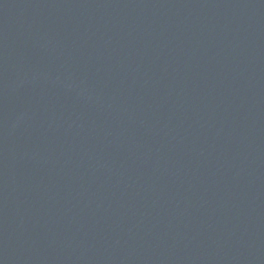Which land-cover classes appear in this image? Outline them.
I'll use <instances>...</instances> for the list:
<instances>
[{"label": "water", "instance_id": "1", "mask_svg": "<svg viewBox=\"0 0 264 264\" xmlns=\"http://www.w3.org/2000/svg\"><path fill=\"white\" fill-rule=\"evenodd\" d=\"M0 264H264V0H0Z\"/></svg>", "mask_w": 264, "mask_h": 264}]
</instances>
